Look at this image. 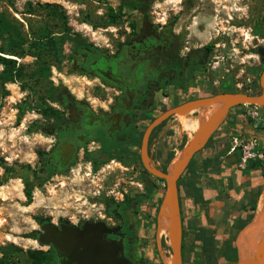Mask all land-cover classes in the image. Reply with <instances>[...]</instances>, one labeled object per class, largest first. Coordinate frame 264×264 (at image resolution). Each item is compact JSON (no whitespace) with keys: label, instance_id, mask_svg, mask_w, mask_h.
<instances>
[{"label":"rangeland","instance_id":"1","mask_svg":"<svg viewBox=\"0 0 264 264\" xmlns=\"http://www.w3.org/2000/svg\"><path fill=\"white\" fill-rule=\"evenodd\" d=\"M28 3L33 6L58 4L68 17L73 31L81 33L90 46L101 50L112 49L128 32L130 23L143 14L139 8L123 0H0V11L12 13L25 23L26 29H29V19L35 26L46 25L57 32L63 30L64 24L45 7H39L36 15L24 14ZM145 5V15L152 20L174 23L195 47L213 45L212 65L205 73L208 84L204 87L203 96L225 90L261 92L260 75L264 63L258 48L264 46V27L261 26L264 23V0H145ZM109 7L122 13L119 22L107 23ZM64 56L62 65L51 68L53 85L59 91L67 89L84 100L94 103L103 100L92 78L72 68L74 54L69 45L64 48ZM19 61L31 65L34 58L27 56ZM255 69L259 70L258 73ZM2 70L3 66L0 65V73ZM213 81L217 83L214 85ZM7 91L9 94H6ZM36 99L38 97H32L29 90H23L21 83L4 84L0 78V246L15 243L25 249L47 250L50 247L42 245L34 237V233L39 235L42 231L39 217L58 225L62 219L66 221V218L58 219L60 215H73L69 211V203L76 200L82 204L86 201L85 207L99 214L103 212L101 203L106 201L107 194L117 199L122 197L117 188L120 183L129 189L137 185L132 181L143 183L144 179L131 178L132 174L126 170L117 174H95L97 177L91 176L89 179L80 170V166L86 164L80 157L74 164L78 167L74 173L53 174L42 186L34 188L30 201L25 194L26 179L34 171L46 172L44 163L39 161V151L48 147L54 139L47 130L51 121L27 105V102H36ZM51 104L59 107L58 101ZM237 111L243 115L239 122L252 127L255 131L253 136L260 139L259 147L264 150V109L247 104L238 107ZM255 111H259V115L253 114ZM194 114L196 112L188 116ZM227 117L220 127L225 125ZM191 136L183 130L180 116L171 117L152 141L155 162L167 170L173 160L171 156L176 157ZM210 146L214 153L221 150L219 143H211ZM122 177L127 181L124 182ZM120 191L125 194V190ZM166 193V181L156 178L151 197L140 198L141 234L135 239L137 252L134 254L143 264H169L172 256L168 229L161 213ZM94 203L97 205L94 206ZM254 212L255 218L259 214V206ZM76 221L72 219V223ZM192 242L189 237L188 244ZM200 253L201 248L195 246L186 255L185 264H206L201 260Z\"/></svg>","mask_w":264,"mask_h":264},{"label":"flooded vegetation","instance_id":"2","mask_svg":"<svg viewBox=\"0 0 264 264\" xmlns=\"http://www.w3.org/2000/svg\"><path fill=\"white\" fill-rule=\"evenodd\" d=\"M146 8L145 4L139 8L142 16L130 23L128 32L112 49L89 45L79 52L72 50V68L92 78L103 100L94 103L67 89L59 91L58 108L65 118L50 120L47 130L54 139L39 151L44 171L57 176L74 173L78 168L74 164L81 157L86 164L80 170L89 179L121 170L131 173V178L143 177V183L132 181L137 185L129 189L120 183L117 188L122 197L107 194L101 203V218L89 220H103L115 227L116 232L109 237L123 239L125 254L136 264H143L134 254L135 239L141 234L140 198L151 197L157 178L142 158L144 134L165 110L203 96L213 51L209 46L195 47L174 23L152 20L145 15ZM209 81L212 83L211 78ZM163 123L152 131L148 143L151 161L161 169L154 160L152 141Z\"/></svg>","mask_w":264,"mask_h":264},{"label":"trees","instance_id":"3","mask_svg":"<svg viewBox=\"0 0 264 264\" xmlns=\"http://www.w3.org/2000/svg\"><path fill=\"white\" fill-rule=\"evenodd\" d=\"M151 1L149 0V2ZM123 2L136 9L145 4V0H123ZM39 7L47 8L54 18L64 24L61 32L54 31L46 25L35 26L29 19V29H26L25 23L17 19L12 13L0 11V65L3 66L0 78L4 84L7 82L21 83L23 90H29L32 97H38L36 102H33L34 100L27 102L29 109L36 110L47 120L64 119L65 116L62 111L51 104L60 100L59 90L50 79L51 68L62 65L65 59L64 48L66 45H69L74 52H79L83 46L90 44L81 33L73 31L69 26L68 17L58 4L47 3L33 6L32 3H28L27 11H24V14L36 15ZM121 17V12L109 7L106 14L107 23L115 24L119 22ZM209 47L212 48L213 45H209ZM27 56L34 58L33 64L27 65L19 61ZM263 70L261 69V71ZM254 71L258 73L259 70L255 69ZM6 94L9 92L7 91ZM262 108L264 109V107ZM173 157L171 156V159ZM209 164L212 165L213 163L210 161L206 163L207 166ZM198 170V161L196 157H193L179 179L180 198L182 194H185L195 200L205 199L204 189L198 185ZM52 175L53 173L34 171L26 179L25 194L30 201L33 197L34 188L42 186ZM263 189L264 184L256 191L250 204L251 210L256 211L257 199ZM250 217L243 221L241 226H244ZM38 220L42 223L46 219L39 217ZM48 221L50 220L48 219ZM61 222L67 221L62 219ZM194 233L196 240L202 244L200 256L206 264H225L239 259L238 253L232 252V242L227 241L228 247L219 253L216 239L209 234L208 230L197 228ZM34 237L38 239V233H34ZM183 256L186 262L187 256L184 249ZM0 264H58V255L52 246L47 250L25 249L15 243H7L0 246Z\"/></svg>","mask_w":264,"mask_h":264},{"label":"water","instance_id":"4","mask_svg":"<svg viewBox=\"0 0 264 264\" xmlns=\"http://www.w3.org/2000/svg\"><path fill=\"white\" fill-rule=\"evenodd\" d=\"M259 55L264 63V46L259 47ZM260 84L261 92L259 93L224 91L189 99L165 110L146 129L142 145L144 164L154 176L163 179L167 183V193L162 201L161 213L168 229L169 245L172 251L169 264H185L180 177L195 154L206 146L231 109L247 104L264 107V70L260 75ZM216 104H221V108L194 133L192 139L186 142L182 150L184 152L183 161L175 172L171 173L169 169L163 170L151 161L148 153V143L150 135L156 127L173 116L189 115L197 111L207 110ZM236 160V154L228 157L230 162ZM257 225V222H255L254 227H257ZM41 229L38 241L42 245L52 246L56 250L58 264H136L134 260L125 254L123 239L116 240L109 237L110 233L116 232V228L110 227L103 220H88L81 226L69 222H63L59 226L51 221H43ZM225 264H264V232L252 252L240 256L236 261Z\"/></svg>","mask_w":264,"mask_h":264},{"label":"crops","instance_id":"5","mask_svg":"<svg viewBox=\"0 0 264 264\" xmlns=\"http://www.w3.org/2000/svg\"><path fill=\"white\" fill-rule=\"evenodd\" d=\"M261 26L264 27L263 22ZM238 107L230 110L225 125L219 126L211 136L212 140L210 138L207 142L208 146L194 156L199 165L198 185L204 189L205 199L195 200L191 196L181 195L185 232L183 249L186 255L195 246L202 249L201 243L195 241L194 232L197 228L208 230L216 239L219 253L228 247L227 241L232 242V252L236 251L239 257L252 252L264 232L256 234L255 212L250 209L255 192L264 184V160L252 161L249 166L244 167L241 166L237 153H229L234 138H249L255 133L252 127L244 126L241 124L243 121L239 122L243 115L237 111ZM211 143H219L221 150L214 153ZM233 154L237 155V160L228 161V157ZM209 161L213 164L207 166ZM258 206L259 212H263L264 189L257 199ZM249 216L250 221L241 226ZM189 237L193 240L190 245Z\"/></svg>","mask_w":264,"mask_h":264},{"label":"built area","instance_id":"6","mask_svg":"<svg viewBox=\"0 0 264 264\" xmlns=\"http://www.w3.org/2000/svg\"><path fill=\"white\" fill-rule=\"evenodd\" d=\"M253 114L259 115V111H255ZM260 139L256 136L249 138H234L233 144L229 148V153H237L239 155V161L241 166H249L252 161L264 160V150L259 147ZM58 195V194H57ZM56 195V196H57ZM88 201V200H87ZM94 206L97 203L93 204ZM87 202L80 203V201H74L69 203V211L73 213L70 217H63L60 215L59 218H66V221L77 225L80 222L88 220H97L101 218V213H96L91 208H86ZM72 219H76L75 223H72Z\"/></svg>","mask_w":264,"mask_h":264},{"label":"bare ground","instance_id":"7","mask_svg":"<svg viewBox=\"0 0 264 264\" xmlns=\"http://www.w3.org/2000/svg\"><path fill=\"white\" fill-rule=\"evenodd\" d=\"M221 108V104H216L212 107H210L207 110H202L196 112L193 116L188 115H181L180 121L183 130L187 131L191 136V139L194 136V133H196L201 126L206 123L211 117L215 115L217 111ZM184 158V152H180L176 155V157L173 158L170 166L168 167L169 171L171 173L175 172L179 165L182 163ZM264 211L259 212V214L256 216L255 222H257V231L256 234H260L264 231ZM166 220V219H165ZM164 223V222H163ZM170 263V262H169Z\"/></svg>","mask_w":264,"mask_h":264}]
</instances>
